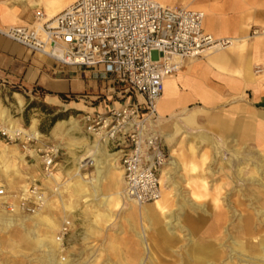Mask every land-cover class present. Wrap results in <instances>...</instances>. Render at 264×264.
Segmentation results:
<instances>
[{
  "label": "crops",
  "instance_id": "0c3cea01",
  "mask_svg": "<svg viewBox=\"0 0 264 264\" xmlns=\"http://www.w3.org/2000/svg\"><path fill=\"white\" fill-rule=\"evenodd\" d=\"M65 1L59 0L61 3ZM156 1L202 10L205 14L203 31L215 42H227L197 58L185 60L179 71L167 76L157 105L158 130L168 155L160 172L162 201L168 213L165 190L187 192V199L177 200L181 214L186 206L191 205V196L197 201L203 197L202 192L207 189L205 185L210 183L212 190H222L226 189L228 182L233 183L228 173V169L231 170L228 160L234 155L229 159L223 158L227 168L224 165L222 170L212 174L201 168L205 157L216 159L228 156L227 151L239 155L242 149L247 148L260 153L254 156L264 159V0ZM64 8L60 7L59 11ZM50 10L48 0H0V30L32 26L36 11L48 17ZM113 83L101 72L60 65L0 33V86L8 90L16 87L33 98L53 103L65 97L66 100L78 101L73 103L82 105L86 112H105L112 104H119L114 96H122L121 90L117 92L118 87L112 86ZM124 97L132 101L142 100L139 94L133 92ZM17 124L21 126L18 121ZM34 129L37 130L36 124ZM113 153H104L106 161H114L107 170L117 174L119 170L115 161L120 166V152ZM115 154H118L117 158H111ZM23 159L22 163L26 165L29 161L36 162L27 165L28 168L33 166L34 172L30 170L24 175L18 169L19 178L16 181L1 185L7 190L8 187L15 189L8 190L10 192L23 190L37 179L34 176L37 166L41 174L37 158L25 155ZM18 162L21 161L18 159ZM85 162L76 168L72 178H76L78 171L80 177L76 179L87 185L89 180L83 173L87 170ZM55 166L56 162L53 177H56L55 174L60 176ZM236 166L235 175L240 169ZM91 173L97 174L96 167ZM105 173L108 174L106 168ZM111 205L114 206V203ZM197 205L204 204L197 202ZM127 206L131 205L124 200L122 207ZM198 220L193 218L188 222Z\"/></svg>",
  "mask_w": 264,
  "mask_h": 264
},
{
  "label": "rangeland",
  "instance_id": "374dc122",
  "mask_svg": "<svg viewBox=\"0 0 264 264\" xmlns=\"http://www.w3.org/2000/svg\"><path fill=\"white\" fill-rule=\"evenodd\" d=\"M112 86L118 87L117 92L120 91L119 84L113 83ZM114 99L119 103L124 100L121 95L114 96ZM73 102L78 101L66 100L64 97L59 102H47L41 98H33L22 90L12 91L0 86V125L7 128L12 125L13 130L20 128L30 130L36 124L38 130L36 131L41 134L38 145L53 143L60 148L55 166L60 176L55 174V178L44 180L38 166L37 174L34 175L43 182L48 197L42 211L32 215L6 212L1 207L0 199V221L10 222V225L0 222V264H53L54 259H56L54 264H138V257L144 255V246L138 243V233L144 234L149 245H152L155 237L157 238L160 264H192L191 254L201 259V264H208L207 261L214 264H218L219 261L229 264H251L247 257L236 255L232 250L234 238L244 241V244H252L255 241L254 244L257 246L264 242L261 240L264 238V228L258 227L256 221L252 223V232L248 236L239 237L238 232L241 224L250 216L254 215L258 221L259 218L264 219V214L260 213L264 211V205L258 202L250 204L247 200L248 195L242 197L244 203L238 204L243 188L252 185L246 181L250 170L257 169L251 161L248 165L243 163L236 166L240 168L236 175L244 179L245 183L237 181L235 167H230L228 173L232 176V184L228 182L226 189L222 190H212L210 183L205 185L207 189L202 192L203 197L197 201L191 196V205L186 206L181 214L180 208L176 205L177 200L187 199V192L167 191L162 187L168 199L169 212L166 216L159 217V230L156 231L149 222H145L147 217L133 204L121 206V200L124 199L121 167L116 160L117 170L121 171L118 184L117 174L107 170L108 165L114 161H106L104 154L113 155V150H108L104 144H100L85 131L83 115L86 109ZM55 127L58 128L56 130L58 136L53 132ZM95 142H98L99 146L96 155L102 160L98 164H92L91 161L87 163V170L83 172L86 180H89L86 185L76 179L80 177L78 171L75 173L76 178H72V174L77 167L84 164L79 159ZM0 145L6 146L4 152H0L1 184L16 181L19 178L18 169L24 175L30 170L34 172V167L31 166L30 169L27 165L36 162L29 161L26 165L19 157L21 162H18L16 150L24 156L27 154L19 143L9 142L0 136ZM243 150L252 155L260 154L244 148L239 156ZM227 153L228 156L216 159L205 157L202 160V170L207 169L212 174L213 171L222 170L224 165L227 168L223 158L229 159L233 155L232 152ZM116 156L118 154L111 158H117ZM6 160L13 161L15 168L3 171L1 166ZM95 167L97 174L91 173ZM105 168L108 174L105 173ZM260 170L264 171V168ZM254 184L255 187H259L256 186L258 183ZM8 190L15 189L8 187ZM99 190L102 192L99 193ZM112 202L114 206L111 205ZM197 202L204 205L198 206ZM258 215L259 218L256 217ZM193 218L200 220L188 222ZM67 219L71 222L70 232L65 237L63 246H56L50 235L56 236L59 226ZM28 228L33 229L31 231L33 239H43L40 244L32 242L33 239L32 241L21 239V233L29 231Z\"/></svg>",
  "mask_w": 264,
  "mask_h": 264
},
{
  "label": "built area",
  "instance_id": "2783aa9c",
  "mask_svg": "<svg viewBox=\"0 0 264 264\" xmlns=\"http://www.w3.org/2000/svg\"><path fill=\"white\" fill-rule=\"evenodd\" d=\"M35 18L32 26L0 33L60 65L92 69L120 85L124 100L105 112H85V131L108 150L120 152L127 201L144 205L160 198V172L168 155L158 130L157 105L165 78L215 43L203 31V11L156 0H75L53 18L41 11ZM131 92L142 100H127L124 95ZM0 136L19 143L27 156L37 155L43 179L53 178L57 144L38 145L41 135L18 129L10 133L1 125ZM0 199L6 212L32 215L44 209L48 197L43 182L34 179L20 191L0 186ZM70 227L67 219L57 230L61 246Z\"/></svg>",
  "mask_w": 264,
  "mask_h": 264
},
{
  "label": "bare ground",
  "instance_id": "6f19581e",
  "mask_svg": "<svg viewBox=\"0 0 264 264\" xmlns=\"http://www.w3.org/2000/svg\"><path fill=\"white\" fill-rule=\"evenodd\" d=\"M48 1H49L50 6H51V10L49 11V16L47 17V15H46V17L47 18H53L54 16H56L57 14H59L60 12H62L63 10H65L75 0H66L64 3L59 2V0H48ZM62 6H65V8L63 10L59 11V8L62 7ZM204 17H205V14H204ZM225 44H226V41L215 42V43H213L212 46L206 48L205 50L201 51L200 53H202L204 51H207V50H210V49H213V48H215L218 45L222 46V45H225ZM13 129L14 128H13L12 125L7 128V130L10 133L13 131ZM57 129L58 128H56V127L53 129V132L56 134V136H58V134L56 133V130ZM18 130H20L24 134H32L35 137H40L39 132H37L33 128V126L31 127L30 130H25V129H22V128H20ZM97 143L95 142L93 145H91L89 147V149L86 151L85 155L81 159H79L80 162H85V161H87V159H88V162L91 161L92 164H93V162L95 164H98L100 162V158L97 157V155H96V152H98V149H99V146H98ZM5 148H6L5 145H0V152L3 153L4 150H5ZM217 149L219 150V148H217ZM15 154L19 157L20 160H22V161L24 160L23 159L24 154L18 153L17 150L15 151ZM239 154H240V152H239ZM233 155H234L232 157L233 160H229L228 161L230 167H235L238 163H240V164L241 163L242 164L243 163H246L248 165L249 164V161H251L252 164H253V166H254V168H257L255 170L254 169L250 170L248 179H246V181L248 183H252V185H250L249 188H243L244 190H243V193L241 192L242 194L240 195L241 198L238 199V201H239L238 204L241 205L242 203H244L243 200H242V197L248 195L249 197L247 196L248 197L247 200L250 202V204H253V203L258 202L261 205H264V171L260 170V169L264 168V159L259 158L258 156H254V154L252 155L248 151H242V153H241L240 156L238 154H236V153H234ZM34 157L38 159V156L35 155V154H34ZM14 164L15 163H13V161H7L6 160L1 167L3 168V171H8V170H11V169H14L15 168V165ZM117 174H118L117 176L120 177L121 171H117ZM246 174H248V173H246ZM236 178L238 179L237 181H239V182L240 181H242V183H245L246 182L244 179L239 178L237 175H236ZM11 181H12V179H11ZM119 181H120V178H118V180H117V183L118 184H120ZM254 183H258L259 185H256V186H259V187H255L254 186L255 185ZM0 185H2V184L0 183ZM244 191H246V192L244 193ZM195 196L197 198L199 197L198 194H195ZM124 199L121 200L122 201V205H123ZM128 202L131 203V204H133L138 210H140L143 213V215L145 217H147V219L145 220V222H147V223L149 222L153 226V229L154 230H156V231L159 230V226H158V224H159V217L160 216L161 217H164V216L167 215V209L163 205L162 196H160V198H158L154 202H151V203H148V204H144V205H138V204H136L135 202H132V201H128ZM260 213L264 214V211H261ZM253 216H250V218H248L247 220H245V222L243 224H241V229L238 231L239 232V237H246V236H248L252 232L251 225H252V223L254 221H256L259 224L258 227L264 228V219H260L259 218V215H258V216H256L257 218H259V221H258ZM251 217H253V220H251L252 219ZM1 223H3L4 225H10V222H1ZM157 227H158V229H157ZM32 230L33 229H29V231L21 233V239L23 241H27L28 239H31V241H32V239H33V237L31 236V231ZM138 232H139V230H138ZM35 233H37V231H35ZM29 237H31V238H29ZM137 237H138V243H141L144 246L143 247L144 248V252H143L144 255L138 257V259H137L138 264H160V262H159L160 257L158 255V249H157L158 248V245H159V243H158L159 241H157V238L155 237L152 240V245H149L146 242L145 238H144V234L138 233V236ZM50 239H51V241L56 246H60L61 245L60 242H58L56 240V236L54 234H51L50 235ZM261 240L264 241V238H262ZM41 241H43V239H39L38 238V239H33L32 242L39 243L40 244ZM253 242L255 243V241H253ZM232 243L234 245L232 250L235 252L236 255L239 254V256L240 255H243L244 257H247L246 258L247 261L249 263H251V264H259L261 262L264 263V242H260L259 245H261V246H257L254 243H252V244L251 243L244 244V241H240L237 238H234L233 241H232ZM55 260L56 259L52 260L53 261L52 262L53 264H54ZM191 261H192V264H201V259H198V258L193 257L192 254H191ZM207 262H208V264H214L213 262H210V261H207ZM223 262L219 261L218 264H229V263H223ZM48 264H51V263H48Z\"/></svg>",
  "mask_w": 264,
  "mask_h": 264
},
{
  "label": "trees",
  "instance_id": "16d2710c",
  "mask_svg": "<svg viewBox=\"0 0 264 264\" xmlns=\"http://www.w3.org/2000/svg\"><path fill=\"white\" fill-rule=\"evenodd\" d=\"M12 91H19L16 87L12 88ZM63 97V96H62Z\"/></svg>",
  "mask_w": 264,
  "mask_h": 264
}]
</instances>
